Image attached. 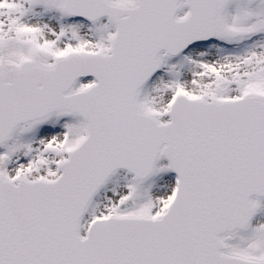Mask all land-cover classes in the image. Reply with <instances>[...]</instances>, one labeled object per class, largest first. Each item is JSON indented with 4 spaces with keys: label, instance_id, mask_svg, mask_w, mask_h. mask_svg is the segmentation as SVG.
<instances>
[{
    "label": "snow or ice",
    "instance_id": "1",
    "mask_svg": "<svg viewBox=\"0 0 264 264\" xmlns=\"http://www.w3.org/2000/svg\"><path fill=\"white\" fill-rule=\"evenodd\" d=\"M0 264H264V0H0Z\"/></svg>",
    "mask_w": 264,
    "mask_h": 264
}]
</instances>
